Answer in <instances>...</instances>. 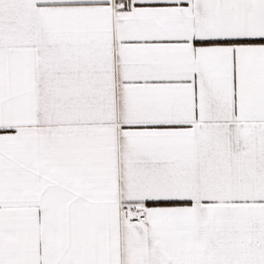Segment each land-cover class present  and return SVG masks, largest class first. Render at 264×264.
I'll return each mask as SVG.
<instances>
[{
	"label": "snow or ice",
	"instance_id": "1",
	"mask_svg": "<svg viewBox=\"0 0 264 264\" xmlns=\"http://www.w3.org/2000/svg\"><path fill=\"white\" fill-rule=\"evenodd\" d=\"M0 264H264V0H0Z\"/></svg>",
	"mask_w": 264,
	"mask_h": 264
}]
</instances>
